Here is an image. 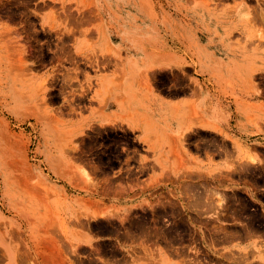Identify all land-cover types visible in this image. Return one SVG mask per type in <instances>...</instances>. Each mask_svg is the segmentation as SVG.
<instances>
[{
    "label": "rangeland",
    "instance_id": "374dc122",
    "mask_svg": "<svg viewBox=\"0 0 264 264\" xmlns=\"http://www.w3.org/2000/svg\"><path fill=\"white\" fill-rule=\"evenodd\" d=\"M110 2L0 0V264H164L168 252L184 264H264L261 246L222 251L264 237V194L235 187L264 186V165L213 170L204 153L231 148L221 132H193L210 106L193 100L182 127L179 108L140 96L199 97L194 44L184 54L166 39L184 0H117L116 29L103 19ZM109 31L119 48L97 46ZM130 51L144 57L132 78ZM211 79L232 96L223 75ZM112 101L124 116L104 122Z\"/></svg>",
    "mask_w": 264,
    "mask_h": 264
},
{
    "label": "crops",
    "instance_id": "0c3cea01",
    "mask_svg": "<svg viewBox=\"0 0 264 264\" xmlns=\"http://www.w3.org/2000/svg\"><path fill=\"white\" fill-rule=\"evenodd\" d=\"M187 2L188 0H184L185 8L178 15L179 33L176 36L168 35L166 39L168 43L176 42L179 52L184 54L189 44H194L195 57L190 67L199 81V97H192L190 94L177 99L154 96L147 90L140 89L137 81L129 82L130 79L127 80L128 88L131 90L133 84L138 87L146 106L151 107L155 100L158 108L161 105L179 108L184 113L182 127L191 125L185 111L193 100L199 101L201 106L209 105L210 113L204 115L201 120L204 126L196 125L193 132H221L231 148V153L225 156H217V152H211L209 156L204 153L202 159L205 163L211 164L214 160V164H211L213 170H234V167H228L230 163L237 168L264 165V38L255 33L259 29L264 32V0H195L193 4ZM109 5H112L113 10L108 9L114 14L109 16L105 13L103 19L106 24L114 25L116 29V15L120 4L117 0H112ZM104 11H107L106 8ZM115 38V33L109 31L108 38H97V46L104 47L111 43L117 49L121 40L117 43ZM82 40L83 38L79 37L76 44L79 45ZM126 57L128 58L126 69L132 78V75L140 70L144 57L137 51H130ZM111 59L113 60V57ZM114 70L111 68L109 72L100 76L104 90L109 88L107 85L114 77ZM214 73L223 75L233 97L225 99L219 97L217 93L219 88L211 79ZM219 106L226 107L230 114L225 123L222 121ZM121 115L124 116L120 107L112 101L101 120L109 122ZM154 118L162 122L161 116L156 115ZM193 122L200 123V120ZM235 187L245 190L252 196L264 194V186H254L250 182H239ZM257 203L260 206L259 210L264 214V204L259 201ZM255 246L264 248V237L249 235L242 239L228 240L222 251L241 252ZM161 256L164 264H184L181 257L171 252L163 253ZM256 260H259V257ZM261 260L264 262V257Z\"/></svg>",
    "mask_w": 264,
    "mask_h": 264
},
{
    "label": "bare ground",
    "instance_id": "6f19581e",
    "mask_svg": "<svg viewBox=\"0 0 264 264\" xmlns=\"http://www.w3.org/2000/svg\"><path fill=\"white\" fill-rule=\"evenodd\" d=\"M200 116V115H199ZM200 123H201V120H200Z\"/></svg>",
    "mask_w": 264,
    "mask_h": 264
}]
</instances>
